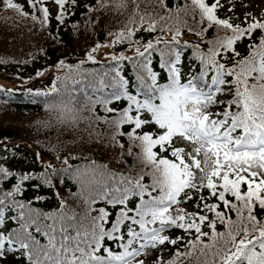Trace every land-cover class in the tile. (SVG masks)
Instances as JSON below:
<instances>
[{
  "label": "snow or ice",
  "instance_id": "1",
  "mask_svg": "<svg viewBox=\"0 0 264 264\" xmlns=\"http://www.w3.org/2000/svg\"><path fill=\"white\" fill-rule=\"evenodd\" d=\"M129 2L104 46L132 55L106 53L113 64L86 68L99 63L96 44L86 60H60L63 73L35 92L53 114L45 127L84 123L93 142L119 153V167L88 156L73 165L67 155L59 169L0 164V264H147L149 252L158 253L151 264H264V12L236 16L234 0L83 8L91 16ZM25 3L0 0V8L43 29L53 19L66 26L81 6ZM63 177L76 189L67 196ZM49 194L56 206L45 210Z\"/></svg>",
  "mask_w": 264,
  "mask_h": 264
},
{
  "label": "trees",
  "instance_id": "2",
  "mask_svg": "<svg viewBox=\"0 0 264 264\" xmlns=\"http://www.w3.org/2000/svg\"><path fill=\"white\" fill-rule=\"evenodd\" d=\"M25 3V0H19ZM55 11L52 0H47ZM94 0H81V6L75 10L76 15L66 17V26L58 25L53 19L45 28L30 18L16 16L12 12L5 13L0 8V164L10 167L13 171L27 170L39 171L44 164L51 163L57 169L64 167L63 156L69 157V163L78 165L83 162V157L88 156L98 163H109L110 166L119 167L116 163L119 157L106 144L93 142L85 131V124L81 123L76 128L61 126L52 121L51 126L45 127L52 117V113L44 108L45 97L36 96L34 91H18L16 83L22 85V80L42 77L49 69L58 68L60 60L65 64H76L79 60H86V53L96 44L101 47L95 53L107 58L105 61L93 64L86 62V68H101L113 64L106 53L123 51L126 55L132 52L126 46L117 44L115 48L105 47L110 45L112 37L109 32H114L125 24L132 10L131 2L128 9L110 6L101 8L89 16L83 4L93 3ZM141 10H154L155 0H138ZM241 0L237 6H240ZM27 10V4L25 3ZM221 15H227L222 9ZM98 20L99 23L92 21ZM211 30H209V35ZM184 39L196 41L191 33ZM244 45H241L243 50ZM125 72L131 77V66L125 62ZM40 75H37V72ZM64 69H59L58 74L48 77L40 88L46 89L57 75H61ZM49 74H45V77ZM28 84V83H26ZM24 84V85H26ZM97 114H103L98 112ZM105 126L99 125L98 131L103 132ZM5 146L7 151H4ZM55 149V151H54ZM39 153L42 159L37 160ZM57 155L60 159H57ZM75 157V159L73 158ZM129 163L131 158H128ZM65 184L62 194L67 196L68 191H75V185L68 177H63ZM56 206L55 198L49 194L48 199L41 205L45 210ZM170 251V249H169ZM155 252H149L146 256L147 264H151ZM14 258H9L12 264Z\"/></svg>",
  "mask_w": 264,
  "mask_h": 264
},
{
  "label": "rangeland",
  "instance_id": "3",
  "mask_svg": "<svg viewBox=\"0 0 264 264\" xmlns=\"http://www.w3.org/2000/svg\"><path fill=\"white\" fill-rule=\"evenodd\" d=\"M222 2H225V0H222ZM234 2H236V0H234ZM246 3L249 5L247 9H244V8H239V9L236 8L235 9V15L236 16H240V14L245 10L252 12L254 15L261 13V12H264V0H246ZM225 4H227V3L225 2ZM225 8H227V5L225 6ZM227 14L232 15V13H227ZM95 57L99 61L107 60V58H103L101 55L99 57H97V56H95ZM58 72H59L58 68L49 69L44 73V75L42 77L32 78L29 80H22L21 83L22 84H26V83L31 84L30 89L32 91H34V90H37L38 88H40L43 81L47 80L48 77L54 76V75L58 74ZM47 73L49 74V76L45 77V74H47Z\"/></svg>",
  "mask_w": 264,
  "mask_h": 264
}]
</instances>
